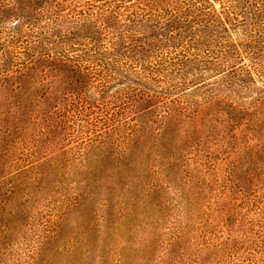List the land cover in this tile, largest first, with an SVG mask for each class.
I'll return each mask as SVG.
<instances>
[{"label": "trees", "instance_id": "trees-1", "mask_svg": "<svg viewBox=\"0 0 264 264\" xmlns=\"http://www.w3.org/2000/svg\"><path fill=\"white\" fill-rule=\"evenodd\" d=\"M114 13L78 20L92 46L80 51L82 57L44 49L36 39L11 42L12 66L0 65L2 86L12 85L41 60L71 65L85 77L131 78L123 112L127 125L107 126L114 114L91 119L96 115H64L61 109L49 114L51 121L71 129V138L81 142L75 155L85 159V170L97 168V177L84 186L95 190L97 200L90 199L101 208V225L115 223L110 216L117 209L119 220L135 216L140 205L148 216L146 235V230L158 234L162 221L169 224L156 264H206L201 257H211L215 247L208 239L211 213L222 209L216 200L225 195L208 190L207 178L217 167L200 155L195 133L229 136L235 143L245 135L253 149L264 153L259 137L264 127L258 130L264 126V0H128L127 5L119 0ZM14 24L0 33L22 36L26 23ZM190 85L195 88L187 89ZM249 92L255 96L247 102L240 94ZM152 101L160 102L159 109L136 116L138 105ZM225 261L220 256L217 264Z\"/></svg>", "mask_w": 264, "mask_h": 264}, {"label": "rangeland", "instance_id": "rangeland-1", "mask_svg": "<svg viewBox=\"0 0 264 264\" xmlns=\"http://www.w3.org/2000/svg\"><path fill=\"white\" fill-rule=\"evenodd\" d=\"M118 1L0 0V30L11 29L18 21L26 23L22 36L0 33V65L12 66L7 47L17 39H36L44 49L82 57L80 51L92 46L86 36L83 38L86 30L78 20L112 16ZM120 1L127 5L128 0ZM130 79L85 77L71 65L41 60L25 76L12 79V85L2 86L0 80V264H156L164 249L167 221H162L160 231L156 228L158 234L146 230V235L143 227L149 223L148 216L139 205L136 217L131 214L121 220L120 210L112 212L113 216L107 210L105 217L114 218L115 223L109 220L101 225V208L94 206L95 190L84 186L97 168L85 170V159L75 155L81 142L71 138L68 127H57L49 115L56 109L64 115L81 111L96 115L91 119L114 114L107 126L113 122L114 128H121L128 123L123 112ZM240 96L249 102L255 94ZM159 103H143L134 113L142 118L144 113L159 109ZM214 125L219 128L218 123ZM262 127L258 130L263 131ZM99 129L92 128V132ZM195 134L200 155L208 156V163L217 167L215 175L207 178L208 190L217 195L223 191L226 197L216 200L222 209L211 213L208 239L215 246L209 252L211 257L201 259L206 264H217L220 256L225 264H264L263 151L253 149L245 135L235 143L229 136L222 139L221 134L201 135V130ZM259 137L264 139V131ZM137 225L141 228L136 229Z\"/></svg>", "mask_w": 264, "mask_h": 264}]
</instances>
